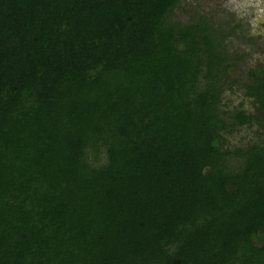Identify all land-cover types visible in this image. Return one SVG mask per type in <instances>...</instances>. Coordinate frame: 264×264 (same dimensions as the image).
<instances>
[{
  "label": "trees",
  "instance_id": "trees-1",
  "mask_svg": "<svg viewBox=\"0 0 264 264\" xmlns=\"http://www.w3.org/2000/svg\"><path fill=\"white\" fill-rule=\"evenodd\" d=\"M181 0H0V264H264V65L220 109L227 31ZM232 27V29H234Z\"/></svg>",
  "mask_w": 264,
  "mask_h": 264
},
{
  "label": "rangeland",
  "instance_id": "rangeland-1",
  "mask_svg": "<svg viewBox=\"0 0 264 264\" xmlns=\"http://www.w3.org/2000/svg\"><path fill=\"white\" fill-rule=\"evenodd\" d=\"M199 14L209 19L214 27L220 26L229 32L224 43L230 54H244L230 69L220 109L230 112L242 108L255 113L253 99L244 94L241 82L246 80L249 68L264 65V0H181L171 19L186 23L195 21ZM222 134L224 147L228 149L243 147L254 140L264 141V127L255 123Z\"/></svg>",
  "mask_w": 264,
  "mask_h": 264
}]
</instances>
